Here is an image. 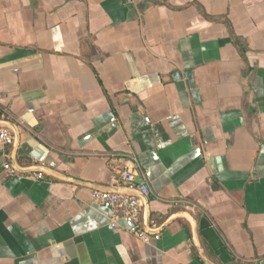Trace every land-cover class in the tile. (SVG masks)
<instances>
[{
    "label": "crops",
    "instance_id": "crops-1",
    "mask_svg": "<svg viewBox=\"0 0 264 264\" xmlns=\"http://www.w3.org/2000/svg\"><path fill=\"white\" fill-rule=\"evenodd\" d=\"M0 123V264H264V0H0Z\"/></svg>",
    "mask_w": 264,
    "mask_h": 264
},
{
    "label": "built area",
    "instance_id": "built-area-1",
    "mask_svg": "<svg viewBox=\"0 0 264 264\" xmlns=\"http://www.w3.org/2000/svg\"><path fill=\"white\" fill-rule=\"evenodd\" d=\"M13 142V131L0 123V147L10 146ZM3 168L9 176L20 170L15 163H5ZM115 174L116 190L94 188L91 194L92 203L110 210L112 228L117 226L118 221H123L127 224V231L131 236L142 243H148L159 233L157 224L143 216V208L150 196V189L145 182L138 181V175L134 170L118 168ZM33 177L41 178L39 174H34Z\"/></svg>",
    "mask_w": 264,
    "mask_h": 264
}]
</instances>
